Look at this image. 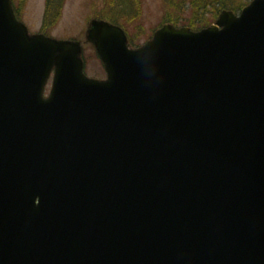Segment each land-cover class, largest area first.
<instances>
[{
  "label": "water",
  "instance_id": "1",
  "mask_svg": "<svg viewBox=\"0 0 264 264\" xmlns=\"http://www.w3.org/2000/svg\"><path fill=\"white\" fill-rule=\"evenodd\" d=\"M261 1L223 35L166 26L138 51L92 21L101 83L80 42L30 36L0 0V212L51 184L55 205L86 208L85 264H264Z\"/></svg>",
  "mask_w": 264,
  "mask_h": 264
},
{
  "label": "rangeland",
  "instance_id": "2",
  "mask_svg": "<svg viewBox=\"0 0 264 264\" xmlns=\"http://www.w3.org/2000/svg\"><path fill=\"white\" fill-rule=\"evenodd\" d=\"M193 1L196 0H129L126 3L129 10L125 14L121 12V4L118 1L115 3V0H102L100 3L105 7V15L116 16L117 25L128 30L130 41L139 44L145 42L152 28L158 26L162 20L169 24L186 25L196 29L216 19L217 8L213 5L209 8L204 6L205 1L213 4L216 0H205L202 8H197L196 19L193 18L194 10L191 7ZM242 1L231 0L229 8L233 10H237L234 7L242 8L245 3ZM15 2L19 15L27 24L29 31L38 33L43 23L46 0H15ZM93 3H97L96 0H60L59 7L53 4L52 12L56 14L57 9L59 17L54 20L48 17L45 33L57 39L69 37L78 39L84 45V57L88 59L87 74L104 79L105 72L98 60L92 57L93 49L86 39L87 23L98 13L93 9ZM116 5L117 10L114 12L111 8ZM49 12L51 14L50 8ZM97 17L105 20L100 15ZM198 18L201 21H198Z\"/></svg>",
  "mask_w": 264,
  "mask_h": 264
},
{
  "label": "trees",
  "instance_id": "3",
  "mask_svg": "<svg viewBox=\"0 0 264 264\" xmlns=\"http://www.w3.org/2000/svg\"><path fill=\"white\" fill-rule=\"evenodd\" d=\"M223 3H226L225 1H222ZM50 8H52V2L50 3ZM50 15V16H49ZM48 17L50 20H54L56 19L57 17H59V15L56 14H50V12H47V15H46V20H45V25H44V30H46L47 28V20H48Z\"/></svg>",
  "mask_w": 264,
  "mask_h": 264
}]
</instances>
